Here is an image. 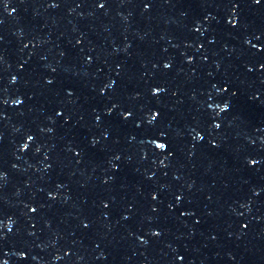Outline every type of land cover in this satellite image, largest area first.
<instances>
[{
  "label": "snow or ice",
  "instance_id": "obj_1",
  "mask_svg": "<svg viewBox=\"0 0 264 264\" xmlns=\"http://www.w3.org/2000/svg\"><path fill=\"white\" fill-rule=\"evenodd\" d=\"M160 147H164L163 145H160Z\"/></svg>",
  "mask_w": 264,
  "mask_h": 264
}]
</instances>
